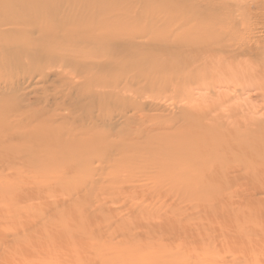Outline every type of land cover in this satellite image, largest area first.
I'll return each mask as SVG.
<instances>
[{"label": "rangeland", "instance_id": "obj_1", "mask_svg": "<svg viewBox=\"0 0 264 264\" xmlns=\"http://www.w3.org/2000/svg\"><path fill=\"white\" fill-rule=\"evenodd\" d=\"M94 1L95 6L82 7L89 18L71 17L67 2H61L57 19L37 18L49 27L43 33L10 18L12 5L0 2V33L23 39L3 45L11 39L0 36V122L5 125L0 126V264H264V192L248 189L246 194L240 191L242 182L231 191L192 192L173 175L156 174V164H166L167 172L175 167L179 157L170 154V145L177 137L184 143L187 129L148 133L121 118L123 100L142 97L150 119L179 117L185 106L195 119L213 120L239 135L248 130L242 129L246 113L263 120L264 76L259 72L264 70V0ZM150 22L163 26L153 27L147 36L158 35L161 41L155 45L171 50L155 66L183 72L151 85L101 76L98 65L132 61L138 68L148 63L132 52L143 39L120 44L116 36L122 31L139 34ZM63 34L81 41L68 48V56L29 64L27 48L48 56L43 47L60 45ZM216 38L226 46L247 43L250 52L228 63L217 52L186 59L176 54L179 42L195 40L199 46ZM13 55L17 61L8 59ZM205 60L207 67L219 68L202 70ZM80 61L83 70L75 65ZM184 67L197 70L183 79ZM236 75L249 78L231 80ZM61 125L72 129H56ZM217 130L197 135L212 136ZM48 145L59 154L50 156ZM139 145L168 156L163 163L148 162ZM211 145L201 148L204 157H211ZM115 146L123 148V161L111 150ZM235 154L248 157L246 150Z\"/></svg>", "mask_w": 264, "mask_h": 264}, {"label": "bare ground", "instance_id": "obj_2", "mask_svg": "<svg viewBox=\"0 0 264 264\" xmlns=\"http://www.w3.org/2000/svg\"><path fill=\"white\" fill-rule=\"evenodd\" d=\"M63 1L67 2L66 10H71L70 11L71 13L68 14V15L71 14V17H79L80 16V17L89 18L88 15L85 14V12H84L85 8H82V7L83 6H89V4L92 2H93V6L96 5V2L94 0H85V1L84 0H15V1L14 0H0V2H10V4L12 5V7H9V8H11V11H7V13L10 15V18L17 20L18 23L23 22V24L31 27L32 30H37V31L42 32V33H43V30L49 29V27L47 25H45V27H43L44 25H41L43 22L39 21V23H38L37 18L41 19V20L42 19H46V20L47 19H57L56 18L57 17L56 12H57L58 8H61V7L57 8V6H58V4L60 5V3ZM113 1H116V0H113ZM128 1H131V0H128ZM139 1L140 2H147V1H156V0H135V2H139ZM26 5H28V6H26ZM42 5H48L49 7L43 11H38L37 10L38 7H41ZM60 10H62V9H60ZM95 10H96V8H95ZM92 12H94L93 13V15H94L95 14L94 7L92 8ZM113 13H114V11H113ZM3 14H4L3 18H4V20H6L5 16H8V15H6V12L2 11V15ZM92 18H95V17H92ZM145 22H143V23H145ZM53 23H54V21H53ZM54 25H56L59 30L61 29L60 24L54 23ZM162 26L163 25H161L159 27L156 23L153 24V22H150V23L144 24L138 30V32H136L139 34L135 35V33H131L128 31H122V33L117 35L116 38H118L117 41L119 40L120 44H125L126 41H131L132 39H134L136 37L143 39L142 42H140L138 45H136L135 48H133L132 52H137V53L147 57L148 63L147 64L143 63V64L139 65L138 68H133L135 65H133L132 61H129L128 64L125 66L120 65V64H122V62L117 63L119 65H115V66L98 65V67H96V68L102 69L103 71L101 73H104L101 76L106 78L107 74H113L117 79H124V81L130 85L139 84V83L151 85V84L158 83L161 79H164L167 77L169 79L174 74L182 73L183 70H180L177 68H173L172 70L166 69V71H167L166 72L163 69L159 70L155 66L156 61L160 62V61H162L161 59L166 60L169 57L168 54H169V51H171V50H170L169 46H164V45H160V44L155 45L156 42L161 41V39L158 40L159 36L156 35L154 37H148L146 32L154 30L153 27H156V29L157 28L161 29ZM50 29L54 30L53 27H50ZM54 33H56V35H57V30H55ZM48 35H50V34H48ZM0 36L7 37V38L11 39L7 43H4L3 45H5V44L6 45H11V44L15 45L20 40H23L21 38V36L11 37L9 32L6 33L5 36H4V34L0 33ZM63 37H64V40L59 39V40H63V42L60 45H58V46L47 45L46 47H43L46 49V53H48V56H44V57L40 56L39 53H37V52L34 53L33 51H29L30 49L27 48V53L25 54V56H27V54H28L27 58H28L29 64L30 65H38V64H43V63L48 64L49 58L53 59L55 61V59L60 57V56H68V54H69L68 48L71 47L73 49L76 45H78V42H81L80 40L73 39L71 36L68 37L64 34H63ZM65 37L66 38H72V39H66ZM1 40H3V39H1ZM26 42H27L26 40L23 41V43H26ZM194 42H195V40H191L188 42H179V43H183V44L179 46V49L176 48L177 56L180 58L186 59V58L200 57V56L203 57L208 52H217V53H221V54L225 55L223 57L219 56L220 57L219 60L221 59L222 63H226V62L228 63V62H231L232 59H236V57L238 55H242V53L245 55L247 52H250L246 48L247 43L246 44L245 43H243V44L239 43L235 46H226V45L221 44L220 43L221 41L217 40V38H216V40H213L210 43H206V44L202 43L199 46H195L196 44H194ZM66 44H67V46H65ZM27 45L29 46V43H27ZM166 45H168V44H166ZM93 46L94 45H92V47ZM113 46H115V45H113ZM252 47H253V45H251L249 43V48H252ZM230 49L232 51H230ZM96 50H98V49H96ZM128 51H130V50H128ZM235 52H237V54H233ZM258 52H259V50L256 49L255 54H257ZM147 54H149V55H147ZM263 55H264V53L262 52L261 61L264 65V58L262 57ZM8 59H13L14 61H17L18 57L16 58V56L13 55V56H9ZM67 61L68 60H64V64H66ZM50 63L51 62H49V64ZM58 63H61V62H58ZM82 64L83 63H81V61H80L79 64H75V65L76 66L78 65L79 69L83 70V68H85V67ZM151 67H154V68L151 69ZM201 67H202V70L206 69V67H207V61L206 60H205V62L203 61ZM207 68H209V69L213 68L215 70L216 68H219V67L210 65ZM114 69L117 70L116 73H112L114 71ZM130 69H132L133 71ZM196 70L197 69H193V67H191V68L184 67L183 79H186V78L189 79V77L193 73H195ZM230 71L232 72V70H230ZM259 73L262 76H264V70L262 71L260 69ZM45 74L46 73H43V71H40L39 76L41 78H44ZM260 74H256V75H260ZM48 75H50V74H48ZM247 78H249V77H247L246 75H236V76H232L231 80L240 81V80L247 79ZM89 93H90V91H89ZM141 98L142 97H139L138 98L139 100H133V101L128 100V99H127V101L126 100L124 101L122 99L124 107H123V110L121 112V114H122L121 118H124V120L132 121L134 124L137 125L136 126L137 129H142V130L148 129V131H147L148 133L163 132V134H169V133H172V131L175 129H180V130L181 129H183V130L187 129V131H188L187 136L189 139L186 138L184 140V143L186 144L185 147H189L188 150L185 151L186 148H184L182 150V147L184 144L183 139L182 138L178 139L180 137H177L175 141L171 142L172 145H170V146H172V150L170 152H173L170 154L173 155V154L177 153L178 157H179L176 161V164H174L175 167H170L169 171L167 172L168 167L166 169V166H167L166 164L163 165V167H159L160 164H156L158 166V169H157L158 172L156 171L157 172L156 174H168L169 173V175H173L176 178V180H181V183L183 182L184 185H186V183H187L188 189L192 192L193 191L194 192H199V191L203 192L205 190H209V191H215V192L221 193V192H225V191H231L240 182H242L241 183L242 186L238 185L239 187H241L240 191L245 190L246 194L249 192V191H247L248 189H252L254 192H256V193L258 192V194L261 192H264V119L263 120L259 119V117L256 118L253 115L248 116V114L246 113V118H245L246 121L242 123L245 126H242L243 127L242 129H248V130H246L245 132H242L241 135H239V134L232 133V131L230 129H233V128L229 129V128L225 127L224 124L216 125L213 122V120L208 121L209 123L206 124L205 121L195 119V117L193 115H189L188 109L185 106L180 110L179 117L178 116L176 117L173 115V116L167 118V116L163 115V117L157 116V117H153L152 119H150L144 110L145 109L144 104L140 101ZM187 99H188V103L192 102L190 95L187 96ZM193 107H195V106H193ZM7 108H9V107H7ZM147 111H149V110H147ZM149 119L151 120L152 124L150 125V127H146L145 124L150 121ZM231 124H232V122H231ZM232 125H235V124H232ZM0 126H5L4 122H0ZM44 129H49V128L44 127ZM56 129H72V128L71 127L68 128L66 126L64 127V125H61L60 128H56ZM209 129H219V131L218 130H217L218 132L213 131L214 134H212V136L197 135V133L202 134V132L203 133L208 132ZM168 130H169V132H168ZM141 134H142V132H141ZM126 138L127 137H125V139ZM140 138H142V137L140 136ZM135 139H132V140L134 141ZM120 140L118 139V142H120ZM132 140H130V142ZM141 141H142V139H141ZM159 141L160 140H158L154 143H156L158 146ZM198 141H199V143H197ZM139 142H140V140H139ZM207 142H211L212 143L211 147L213 148L212 155L210 158L204 157V155H205V154L203 155V153H205L204 149H202V152H201V148L202 147L204 148V144H206ZM1 144H2V142H1ZM77 144H79V143H77ZM84 145H85V143H84ZM143 145L142 146L139 145V147H143L144 155H146V159L148 162L155 161L157 163H163L165 156H168V154L165 155V154L156 153L155 147L147 148V146H143ZM196 145H197L198 149L195 148ZM48 146H50V148L47 147L49 149L48 151L50 153V156H53L54 154H56V155L59 154L58 153L59 151L54 150L53 146L52 147H51V145H48ZM0 147L4 148V146H1V145H0ZM28 147L29 148L26 149V154L28 156H31V155H33V148H32V146H28ZM80 148H82V147H80ZM118 148H120V147L115 146L111 150L115 149L114 151L116 152L118 159L123 161L125 158H122V157H126L125 155H123V153H124L122 151L123 148H121V149H118ZM245 150L247 152L248 157H242L240 154H235L236 151H245ZM83 152H84V150H83ZM126 152H128V151H126ZM81 153H82V151H81ZM82 155H83V153H82ZM29 159H31V158H29ZM115 162L117 163V161H115ZM5 165H8V164H5ZM63 166H65V164ZM120 166H122V165H120ZM52 170H53V168H52ZM143 173L146 174V172H143ZM242 187L244 189H242ZM252 190H251V192H253ZM253 195L254 194H252V196ZM191 196H193V195H191ZM247 197H249V196H247ZM245 200H247V199H245ZM259 201H261V199ZM254 202H256V201H254ZM262 202L264 203V201H262ZM76 203L77 202H75V204ZM72 204H71V206H72ZM73 206H74V204H73ZM263 206H264V204H263ZM260 208H262V207H260ZM261 215H263V214H261ZM263 216H261V217H263ZM197 254H198V252H197ZM217 257H219V256H217ZM7 263L10 264V262H8L6 260L5 264H7ZM2 264H4V262Z\"/></svg>", "mask_w": 264, "mask_h": 264}]
</instances>
